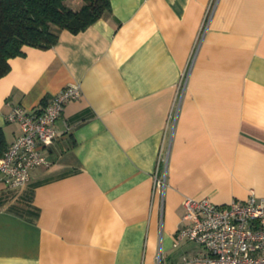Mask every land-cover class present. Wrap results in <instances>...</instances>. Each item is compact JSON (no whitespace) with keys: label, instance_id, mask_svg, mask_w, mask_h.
<instances>
[{"label":"crops","instance_id":"1","mask_svg":"<svg viewBox=\"0 0 264 264\" xmlns=\"http://www.w3.org/2000/svg\"><path fill=\"white\" fill-rule=\"evenodd\" d=\"M109 3L77 34L52 27L56 44L24 47L0 79L5 149L20 135L13 107L80 88L50 164L22 191L0 180V264H187L202 247L178 240L184 197L264 200V0Z\"/></svg>","mask_w":264,"mask_h":264},{"label":"built area","instance_id":"2","mask_svg":"<svg viewBox=\"0 0 264 264\" xmlns=\"http://www.w3.org/2000/svg\"><path fill=\"white\" fill-rule=\"evenodd\" d=\"M207 28V23L204 30ZM188 60L191 66L193 52ZM189 68V67H188ZM186 75L180 82L184 91ZM80 97V88L71 85L49 99L42 108L26 111L12 108L6 120L17 123L20 135L0 156V180L12 190H24L30 181V171L48 166L46 155L57 138L54 129L64 107ZM168 150L160 147L158 164L166 167ZM166 168L154 173V190L163 198L166 188ZM184 226L178 230V240L199 244L202 251L187 264H264V200L255 201L251 195L245 203L232 201L225 207L211 204L207 199L184 197L182 200Z\"/></svg>","mask_w":264,"mask_h":264},{"label":"trees","instance_id":"3","mask_svg":"<svg viewBox=\"0 0 264 264\" xmlns=\"http://www.w3.org/2000/svg\"><path fill=\"white\" fill-rule=\"evenodd\" d=\"M66 1L0 0V79L10 71L9 60L24 55V47H53L52 27L77 34L110 9L109 0H80L78 11L66 7ZM5 150L0 134V156Z\"/></svg>","mask_w":264,"mask_h":264}]
</instances>
